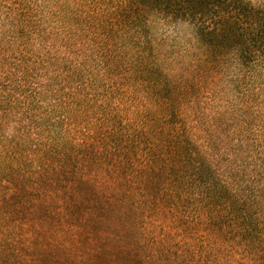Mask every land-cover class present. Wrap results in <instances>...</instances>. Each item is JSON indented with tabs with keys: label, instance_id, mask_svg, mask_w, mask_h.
Returning a JSON list of instances; mask_svg holds the SVG:
<instances>
[{
	"label": "trees",
	"instance_id": "obj_1",
	"mask_svg": "<svg viewBox=\"0 0 264 264\" xmlns=\"http://www.w3.org/2000/svg\"><path fill=\"white\" fill-rule=\"evenodd\" d=\"M49 2L50 48L33 68L25 43L19 58L22 77L36 66L48 76L23 104L43 111L42 123L66 112L61 122L69 131L91 117L84 135L98 136L77 144L49 140L54 122L45 124L37 135H49L35 166L8 182L7 208L112 242L111 260L96 257L92 264H220L223 253L214 256L220 243L254 248V262L264 264L262 195L220 176L217 170L227 168L217 163L213 139L202 128L169 119L176 93L232 67L255 84L264 115V9L247 0ZM0 12L13 36L35 33L23 0H0ZM157 20L188 26L198 46L191 70L177 79L182 90L151 37ZM16 151L0 150V167L9 159L23 170ZM90 170H100L106 185H89L83 174Z\"/></svg>",
	"mask_w": 264,
	"mask_h": 264
},
{
	"label": "rangeland",
	"instance_id": "obj_2",
	"mask_svg": "<svg viewBox=\"0 0 264 264\" xmlns=\"http://www.w3.org/2000/svg\"><path fill=\"white\" fill-rule=\"evenodd\" d=\"M23 1L24 11L31 12L32 26L36 27L30 39L10 34L0 12V150L17 146L16 156L20 158L18 163L23 169L16 170L19 166L9 159L0 167V264H92L96 257L111 260L109 249L113 243L104 242L101 235L93 236L89 231H78L75 227L72 230L70 227L63 228L37 212L23 213L7 208V204L13 201L8 182L12 180L13 173H28L31 172L28 169L35 166L38 150L42 146L40 142H44L49 135H37L45 124L54 122L50 126L49 140L61 142L68 139L77 144L84 139L95 140L98 136L94 132L84 135L91 117H85L69 131L68 123L61 122L66 112L51 116L42 123L43 111L35 107L25 108V98L43 78L46 79L48 73L41 66H36L35 70L30 69L22 77L19 58L20 53H24L23 44L28 50H33L28 58V66L33 68L32 61L41 59L50 48L54 29L46 18L49 0ZM247 1L264 9V0ZM151 37L165 72L176 76L174 83L182 90L177 79L188 74L198 52L192 30L188 26H164L161 20H157ZM42 61L45 63L47 59ZM211 75L213 79L199 88L176 93L173 100L175 106L171 109L176 115L169 119L176 121L180 118L181 122L202 128L213 139L216 155L219 156L217 163L227 168L217 170L220 176L242 186L245 191L258 192L264 201V115L261 114V98L257 95L255 84L251 86L247 77L238 76L233 67L217 70ZM19 85L22 86L20 89ZM160 110L164 109L161 107ZM56 118L58 121L52 120ZM95 171H84L83 178H88L89 185L105 186L108 182L106 177L99 173L100 170L93 173ZM174 228L181 230L180 225ZM213 245L215 242L209 248L214 250ZM220 246L214 254L223 253L220 264H256L254 248L248 250L239 246L231 249L227 243H220Z\"/></svg>",
	"mask_w": 264,
	"mask_h": 264
}]
</instances>
